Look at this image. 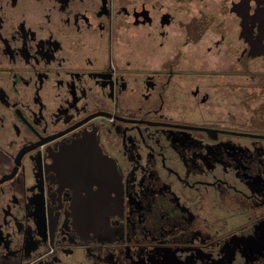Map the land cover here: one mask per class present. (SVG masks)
<instances>
[{"label": "flooded vegetation", "instance_id": "flooded-vegetation-1", "mask_svg": "<svg viewBox=\"0 0 264 264\" xmlns=\"http://www.w3.org/2000/svg\"><path fill=\"white\" fill-rule=\"evenodd\" d=\"M260 76L264 0H0V264H264Z\"/></svg>", "mask_w": 264, "mask_h": 264}, {"label": "rangeland", "instance_id": "rangeland-1", "mask_svg": "<svg viewBox=\"0 0 264 264\" xmlns=\"http://www.w3.org/2000/svg\"><path fill=\"white\" fill-rule=\"evenodd\" d=\"M214 26L215 25H213V28H214ZM213 31H216V30L213 29L212 32ZM212 32H210V33L208 32L209 33L208 36L205 37L204 39H197L196 43L191 42L190 44H188L187 38H185L183 36V29H182L181 36L179 39V44L181 47L180 51H195L197 54L204 56V51H208V47L214 44L215 34H214V32L213 33ZM217 39H218V37H217ZM172 42H173V40H169L168 45H172L173 44ZM230 54L232 55V52H230ZM231 55H229L227 61H224L223 63H227V64L232 63L234 59L232 58ZM206 59H207V57H206ZM207 61L210 63L213 62L212 58L207 59ZM260 79L264 80V77L260 76ZM247 82H249L248 79H245L244 83H247ZM260 90H262V88H260ZM245 91H247V90H245ZM245 107H247V106H245ZM249 109H250V107H249ZM261 109H262L261 114L264 116V107H262Z\"/></svg>", "mask_w": 264, "mask_h": 264}]
</instances>
